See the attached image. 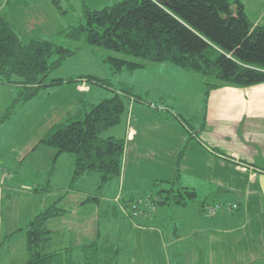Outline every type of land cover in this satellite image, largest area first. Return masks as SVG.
Here are the masks:
<instances>
[{
  "label": "trees",
  "instance_id": "16d2710c",
  "mask_svg": "<svg viewBox=\"0 0 264 264\" xmlns=\"http://www.w3.org/2000/svg\"><path fill=\"white\" fill-rule=\"evenodd\" d=\"M67 37L73 42L108 52L105 62L113 76L150 65L168 64L200 77L205 88V113L208 97L213 91L223 87L250 88L264 84V26H253L249 22L240 0H121L103 10L86 11L84 23ZM76 51L78 49L47 41L24 44L13 32L9 20L0 17V83H14L25 89L20 92L22 101L37 96L39 89L63 85L112 90L108 79L93 75L46 82L49 73L74 56ZM54 56L57 59L52 60ZM113 90V96L97 104L80 102L61 118L65 121L63 124H49L28 155L44 146L52 150L55 160L61 155L72 156V181L97 175L101 188L118 180L122 173L125 141L115 137L103 138L102 134L119 125L131 105L141 102L142 98L124 84L118 89L113 87ZM164 111L168 110L164 108ZM187 133L189 139L184 146L188 147L195 140L200 143L194 129L188 128ZM183 155L180 151L178 163ZM180 177L179 171L175 181L161 182L166 184L162 187L156 182L149 196L128 201L114 198L100 220L106 217L117 225L122 221L141 222L146 212L143 211L145 208L138 209L137 204L145 199L156 208L152 219L163 207L187 208L195 202H199V209L206 215V209L214 203L205 198L201 200L199 191L187 187ZM4 180L0 181L1 191ZM42 191L45 193L47 189ZM219 192L222 190L212 191L211 195ZM59 203L39 212L23 229L3 235L0 250L9 238L24 232L22 264H118L121 247L111 236H98L90 244L80 247H62L61 239L58 240L48 228L50 222L65 213ZM85 203H95L99 208L96 196L87 197ZM2 205L3 198L0 200ZM137 212L141 213L138 217L134 215Z\"/></svg>",
  "mask_w": 264,
  "mask_h": 264
},
{
  "label": "rangeland",
  "instance_id": "374dc122",
  "mask_svg": "<svg viewBox=\"0 0 264 264\" xmlns=\"http://www.w3.org/2000/svg\"><path fill=\"white\" fill-rule=\"evenodd\" d=\"M120 1L0 0V17L3 16L9 20L13 32L22 43L27 44L38 40L72 50L78 49L74 56L63 61L58 68L49 73L47 83L52 80L66 81L78 76L93 75L108 79L112 90L113 87L118 89L121 84H124L131 87L137 97L142 98L141 102L135 104L137 105L136 115L130 118L131 123L125 122L130 114L129 109L119 125L102 134L103 138L124 139L126 146L121 177L100 188L97 175L72 181L74 168L72 156L61 155L54 163L51 156L52 150L44 146L38 147L31 155H28L42 136L43 128L53 122V124H63L65 121L61 118H65L69 111L77 107L80 100H85L83 99L85 97L79 99L68 91L67 85H63L52 89H39L37 96L22 101L20 92H24L25 89L14 83L10 85L0 83V181L6 179L5 186L2 187L4 236L23 229L37 215L39 207L47 208L58 201H60L59 208L64 211L70 210L71 215H65V212L63 216L54 220L56 222L53 223V227L59 230L74 228L81 216L80 212L76 211V207L71 205L78 204L79 200L73 197L68 198L69 195L82 200L96 196L99 200V208L106 211L108 203L116 197L124 201L135 200L149 196L156 182H160L161 187L166 185H162L161 182H172L175 178L168 177L172 174L178 175L181 162L182 164L187 162L183 164L186 176L194 172L188 162L191 159L186 160L188 152L184 150L187 146H183L185 149L182 147L184 159L182 158L178 163L180 153L178 152V135L180 131H185L186 134L188 128L201 129L200 119L204 118L205 112L204 102L200 99L205 88L200 77L197 78L194 74L185 73L167 64L164 65L171 69L166 73L161 71L157 73L147 66L131 73L124 72L113 76L105 62L108 52L73 42L67 37L74 28L84 23L86 11L103 10ZM243 1L246 2L250 21L256 15L264 14V0ZM54 59L57 57L54 56L52 60ZM172 69H175L173 70L175 72ZM12 80L16 81V78ZM81 88L85 92L91 88L97 90L93 92L94 98L97 97L96 93L101 94L95 104L113 96L112 90L108 88L102 90L92 86ZM84 102L93 103L92 101ZM149 104L162 106L168 111L159 112L151 108ZM7 113L10 114L4 119ZM144 113L149 114V117L143 118ZM142 118L145 134H141L138 130ZM127 128L130 131L137 128L138 136L135 142L142 147L136 150L135 147L127 149L129 139L128 136L125 137ZM189 178L190 180L181 179V181L186 186L199 191L201 200L205 198L210 203L220 200L222 192L218 195L209 194L211 185L207 183V180L196 182L192 174ZM236 186L242 187V185ZM44 188L47 189L45 193L42 191ZM34 190L40 192L35 194ZM224 193L227 195L228 191ZM193 204V207L197 208L199 203ZM93 208H96V204H83V210L88 213ZM85 218L88 223V214ZM121 225L120 227L119 224L112 223L104 217L100 220L98 229V236L102 238L111 236L119 242L122 253L118 264H167L165 246L162 242L147 236L139 240L140 234L137 231H133L132 235L125 229V223ZM94 232H97V229ZM77 233L79 236L83 235L85 230L77 231ZM167 236L169 237V234ZM24 237V232H18L8 239L0 250V264H22L25 256ZM190 258L191 253L187 249L182 264H186ZM170 261L173 263L172 257Z\"/></svg>",
  "mask_w": 264,
  "mask_h": 264
},
{
  "label": "crops",
  "instance_id": "0c3cea01",
  "mask_svg": "<svg viewBox=\"0 0 264 264\" xmlns=\"http://www.w3.org/2000/svg\"><path fill=\"white\" fill-rule=\"evenodd\" d=\"M240 1L249 22L253 26H264V14L256 15L250 21L246 2ZM149 68L157 73L159 71L166 73L171 69L164 64L151 65ZM81 87L68 86V91L79 99L84 96L85 100L80 102L98 101L100 93H96L97 97H93V92L97 90L91 88L85 92ZM203 95L204 92L201 102ZM136 107L135 104L131 105L130 114L125 122L131 123L130 118L136 115ZM144 115L143 118L149 117L147 113ZM143 118L138 127L141 134H145ZM200 125L201 129H195L200 143L196 140L191 141L186 149L188 152L186 160L191 159L188 162L194 171L190 174L196 182L207 180L211 185L209 194H212V191L222 190V196L216 203H236L239 209L231 214L219 213L208 218L203 210L199 209V204L197 208L193 207L194 204L187 208L163 207L152 220L144 219L133 224L122 221L125 223V229L132 235L133 231H137L140 234L139 240L147 236L162 242L165 246L167 264H182L187 249L191 253V258L186 264H264V84L250 88L223 87L213 91L208 97L206 113L204 118L200 119ZM136 129L131 131L129 128L126 129L125 137H129L128 150L132 147H135V150L142 147L135 142L138 136ZM180 132L178 152L189 139L188 133ZM51 156L55 163L54 153H51ZM183 164L181 162L180 179L190 180V174L185 175L186 169L184 170ZM170 177L177 179L176 174L168 178ZM225 191H228L227 195ZM71 197L79 200L78 204H70L80 212L81 218L78 224L67 230L54 228L53 223L56 221L48 225L54 236L58 240L61 239L62 247H80L97 239L99 222L104 211L96 205V208L88 213L83 210L87 197L82 200L69 195L68 198ZM2 198L3 191L0 189V200ZM44 209L45 206H41L36 213ZM65 212V215H71L70 210ZM3 214L0 206V241L4 235ZM87 214L88 223L85 218ZM121 224L123 223L119 224L120 227ZM95 229L97 232H94ZM84 230L85 233L79 236L77 231ZM166 241L169 242L168 245ZM171 257L173 263L170 261Z\"/></svg>",
  "mask_w": 264,
  "mask_h": 264
},
{
  "label": "built area",
  "instance_id": "2783aa9c",
  "mask_svg": "<svg viewBox=\"0 0 264 264\" xmlns=\"http://www.w3.org/2000/svg\"><path fill=\"white\" fill-rule=\"evenodd\" d=\"M151 108H154L158 111H164L163 107H156L153 104L149 105ZM138 209L141 208H145L143 211H145V215H144V219L147 220H151L153 217V213L155 212L156 208L155 206L149 202L148 199L145 200H140L137 204ZM238 205L236 203H227V204H215L213 206H209L206 209V215L208 217H214L219 213H224V214H231L233 212H235L236 210H238ZM141 213H134V215L136 217H138V215H140Z\"/></svg>",
  "mask_w": 264,
  "mask_h": 264
},
{
  "label": "clouds",
  "instance_id": "9594fccd",
  "mask_svg": "<svg viewBox=\"0 0 264 264\" xmlns=\"http://www.w3.org/2000/svg\"><path fill=\"white\" fill-rule=\"evenodd\" d=\"M215 204H227V202H223V203H214V204H211L210 206H213V205H215ZM239 209V208H238ZM237 211V210H236ZM208 217V216H207ZM208 218H210V217H208ZM212 218V217H211Z\"/></svg>",
  "mask_w": 264,
  "mask_h": 264
}]
</instances>
